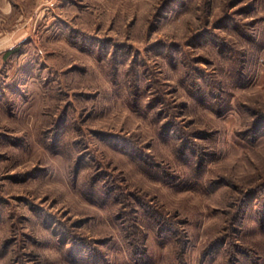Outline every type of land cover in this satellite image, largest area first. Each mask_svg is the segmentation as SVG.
Listing matches in <instances>:
<instances>
[{"label":"rangeland","instance_id":"rangeland-1","mask_svg":"<svg viewBox=\"0 0 264 264\" xmlns=\"http://www.w3.org/2000/svg\"><path fill=\"white\" fill-rule=\"evenodd\" d=\"M0 264H264V0H0Z\"/></svg>","mask_w":264,"mask_h":264}]
</instances>
